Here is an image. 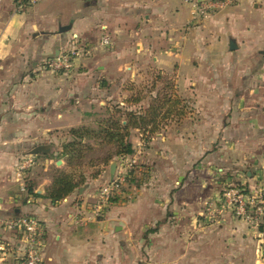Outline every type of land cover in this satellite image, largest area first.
Segmentation results:
<instances>
[{"label": "crops", "instance_id": "crops-1", "mask_svg": "<svg viewBox=\"0 0 264 264\" xmlns=\"http://www.w3.org/2000/svg\"><path fill=\"white\" fill-rule=\"evenodd\" d=\"M74 40L86 53L71 71L47 70L45 61ZM261 51L264 0H235L199 23L182 0H39L23 10L0 0V219L41 221L43 264H264L253 252L264 223L257 230L230 212L215 223L200 217L230 182L254 190L264 181ZM155 76L171 78L188 113L146 141L128 130L135 180L100 219L85 216L109 179L103 166L95 179L88 168L85 186L53 204L44 195L65 162L37 155L26 175L37 196L20 191L21 157L47 144L55 155L70 129L104 128L112 106L146 109L167 85ZM138 90L144 98L132 104ZM20 249L0 228V264H20Z\"/></svg>", "mask_w": 264, "mask_h": 264}, {"label": "built area", "instance_id": "built-area-1", "mask_svg": "<svg viewBox=\"0 0 264 264\" xmlns=\"http://www.w3.org/2000/svg\"><path fill=\"white\" fill-rule=\"evenodd\" d=\"M39 0H14L17 10L33 7ZM190 9L192 21L199 23L215 14L235 5V0H182ZM100 43L102 46L112 45L110 34L103 27ZM86 53L85 48L74 40L67 50L48 59L44 63L47 70L54 73L67 74L73 68V63ZM34 155L21 157L15 167V176L20 184V191L25 192V178L35 165ZM134 159L124 157L117 163L112 182L109 179L100 186L94 201L88 207L85 221L98 220L103 216L104 208L110 200L123 195L127 178L136 168ZM225 212H230L234 217L259 229L264 223V181L261 186L250 190L241 185L224 188L215 201L204 204L200 217L206 223H215L220 220ZM0 228L13 233L21 244L20 264H43L45 250V227L36 217L18 216L0 219ZM260 234V233H259Z\"/></svg>", "mask_w": 264, "mask_h": 264}, {"label": "trees", "instance_id": "trees-1", "mask_svg": "<svg viewBox=\"0 0 264 264\" xmlns=\"http://www.w3.org/2000/svg\"><path fill=\"white\" fill-rule=\"evenodd\" d=\"M163 79L167 85L156 92V97L146 109L134 111L125 107L120 108L118 105L112 106L111 116L105 121L104 128L70 129L67 132V138L60 143L61 150L55 155L45 156L50 160L65 162L64 169H54L51 185L46 189L44 196L51 203L57 204L77 192L79 188L84 187L88 168L92 170L89 177L95 179L104 168L109 167L112 161L118 162L119 159L132 155L134 150L126 140L129 129L141 131L142 140L146 141L168 122L178 121L187 115L188 105H183L182 101L177 98L171 78L155 76L154 81ZM143 93L144 90L136 91L131 103L140 102L144 98ZM90 139L101 140L102 145L96 149L90 144ZM34 157L38 156L34 155ZM134 180L131 172L125 187L121 189L122 193ZM24 184L26 194L37 196L32 184L26 178ZM119 200L120 197H115L110 200V203ZM261 226L260 230H262Z\"/></svg>", "mask_w": 264, "mask_h": 264}, {"label": "water", "instance_id": "water-1", "mask_svg": "<svg viewBox=\"0 0 264 264\" xmlns=\"http://www.w3.org/2000/svg\"><path fill=\"white\" fill-rule=\"evenodd\" d=\"M230 48L231 49L235 48L234 41L230 42ZM261 54L264 56V51H261ZM51 149H52L51 145H39V146L35 147L34 149H32L28 153V155H49L51 153ZM56 164L60 165L61 164V160H58L56 162ZM116 167H117V162L116 161H113V162L110 163V165H109V182H112V180L114 178Z\"/></svg>", "mask_w": 264, "mask_h": 264}, {"label": "rangeland", "instance_id": "rangeland-1", "mask_svg": "<svg viewBox=\"0 0 264 264\" xmlns=\"http://www.w3.org/2000/svg\"><path fill=\"white\" fill-rule=\"evenodd\" d=\"M83 56H81V58H82ZM47 145H50V144H47ZM120 160V159H119ZM113 162V161H112ZM117 162V161H116ZM119 162V161H118ZM117 162V163H118ZM137 167V166H136ZM135 170H136V168L132 171V173L134 174V172H135ZM105 174H106V179H107V177H108V174H109V169L108 168H106V170H105ZM105 183H102V185H104ZM229 186H238V185H240V183L238 184V182H230L229 184H228ZM226 187H228V186H225V188ZM132 249V248H131ZM130 249L128 248V251H129ZM132 251H133V249H132ZM253 252H254V254H255V257L257 258V259H264V241L263 242H260V241H256L255 242V247H253Z\"/></svg>", "mask_w": 264, "mask_h": 264}]
</instances>
